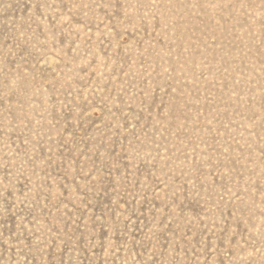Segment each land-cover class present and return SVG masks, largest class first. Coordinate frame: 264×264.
<instances>
[{"label":"rangeland","instance_id":"rangeland-1","mask_svg":"<svg viewBox=\"0 0 264 264\" xmlns=\"http://www.w3.org/2000/svg\"><path fill=\"white\" fill-rule=\"evenodd\" d=\"M0 264H264V0H0Z\"/></svg>","mask_w":264,"mask_h":264}]
</instances>
